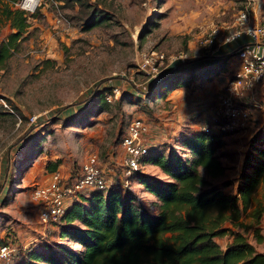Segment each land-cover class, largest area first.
Returning a JSON list of instances; mask_svg holds the SVG:
<instances>
[{"label": "rangeland", "instance_id": "rangeland-1", "mask_svg": "<svg viewBox=\"0 0 264 264\" xmlns=\"http://www.w3.org/2000/svg\"><path fill=\"white\" fill-rule=\"evenodd\" d=\"M55 1L57 8L49 2L36 12V19L30 18L27 39L7 67L0 70V105L10 113L0 118V246L18 247L17 256L46 241L74 248L73 243L58 238V231H52L56 225L44 229L38 222V208L31 193L53 173L48 168L51 165L73 183L81 176L89 156L96 154L101 168L111 178L109 188L120 176L118 183L123 190L135 194L149 211L157 212L156 199L141 188L137 178L121 173V142L131 121L142 118L147 126H158L153 138L162 142L166 138L161 135L166 134L163 122L173 113L169 96H144L149 82L139 67L140 55L161 51L166 55L165 65L182 55L186 63H195L210 56L202 42L212 29L219 30L218 44L238 29L236 18L241 11L247 10L253 17L254 7H264V0H89L108 12L111 21L85 30V8L79 3ZM1 10L2 4L0 41L11 32ZM59 14L67 21L57 23ZM238 61L233 60V72L239 68ZM227 63L222 67L210 65L217 73L213 76L228 70ZM187 67L188 72L182 76L184 84L177 89L197 79L206 83L200 73L206 66ZM112 88L120 90L118 97L112 102L103 100L100 92ZM260 106H249L251 126L227 136V146L219 152L226 174L215 181L219 186L231 182L224 188L228 193L235 192L253 136L260 132L264 140V121L254 118ZM260 113L264 114V107ZM170 144L184 156L189 155L178 139ZM138 172L159 175V169L146 163ZM262 191L258 188L254 196L263 199ZM255 205L251 204L241 218L247 225L251 224L249 212ZM261 231L264 234V215ZM248 233L253 239L254 231ZM29 237L32 238L24 240ZM259 247L264 250V242ZM16 262L17 258L13 264Z\"/></svg>", "mask_w": 264, "mask_h": 264}, {"label": "trees", "instance_id": "trees-1", "mask_svg": "<svg viewBox=\"0 0 264 264\" xmlns=\"http://www.w3.org/2000/svg\"><path fill=\"white\" fill-rule=\"evenodd\" d=\"M19 1L0 0L2 19L11 29L0 41V70L7 67L27 39L30 18L38 17V13L28 14L17 7ZM64 1L68 5L79 3L88 11L82 23L85 30L111 21L108 12L89 0ZM224 62L215 59L206 65L200 72L201 79L211 80L217 73L209 66L217 63L222 67ZM187 64L184 60L168 66L158 79L149 82L144 96L166 99L183 86ZM157 89L159 92H155ZM106 93L100 92L105 101ZM4 110L0 105V118L9 116ZM227 135L198 131L182 137L178 142L188 150V156L171 144L152 148L149 143L144 164L157 166L166 180L142 172L134 177L157 199V212L149 211L135 194L123 190L118 183L121 178L116 176L111 188L87 189L75 195L56 224L58 238L79 245V249L46 241L19 255L15 264H264V252L258 251L248 233L252 229V241L264 242V140L260 132L253 136L235 192L228 193L224 188L231 182L219 186L215 181L226 174L219 152L227 146ZM48 168L56 171L55 165ZM121 170L124 173V167ZM258 188L263 190V199L254 196ZM253 203L251 224L247 225L241 218ZM225 236L231 241L222 248L217 239Z\"/></svg>", "mask_w": 264, "mask_h": 264}, {"label": "built area", "instance_id": "built-area-1", "mask_svg": "<svg viewBox=\"0 0 264 264\" xmlns=\"http://www.w3.org/2000/svg\"><path fill=\"white\" fill-rule=\"evenodd\" d=\"M49 2L57 8L58 4L55 0H20L17 6L29 14H35ZM60 14L56 22L67 21ZM236 24L238 29L224 41L231 42L243 33L248 34L251 41L235 51L239 68L233 72L223 90L218 94L217 104L210 116V124L202 126V132L238 133L248 130L251 126L252 111L244 99L252 94L258 84L264 83L262 47L264 17H252L247 10H243L238 14ZM218 33V29H212L202 42L209 54H213L218 48L219 43H216ZM174 59L176 60L173 58L165 65L166 55L161 51L143 52L140 55L139 67L150 82L158 79L160 74L174 63ZM177 59L176 61H184L186 56L182 55ZM119 93V89L112 88L105 94L106 101L112 102ZM35 120L36 117L32 119V121ZM148 133L149 126L141 118L134 119L129 124L121 142L124 151L122 166L126 177H132L144 164L143 160L150 152ZM110 183L111 178H108L101 168L96 154L89 156L83 164L81 177L74 180L72 184L67 183L59 171L53 172L43 183L37 184L31 193L38 208V222L44 229L56 225L64 216L68 205L73 202L75 195L87 189L105 190ZM18 249L8 244L0 246V264H13L16 258L18 259Z\"/></svg>", "mask_w": 264, "mask_h": 264}, {"label": "crops", "instance_id": "crops-1", "mask_svg": "<svg viewBox=\"0 0 264 264\" xmlns=\"http://www.w3.org/2000/svg\"><path fill=\"white\" fill-rule=\"evenodd\" d=\"M253 9L254 10L252 13L255 17H264V7L262 8L258 6V8L254 7ZM250 41V36L246 33L236 37L231 42L221 40V42L218 44V48L213 54H210L209 57L196 60L195 63L194 60L192 62H188V64H191V66L196 68L201 66L204 67L206 66V63H212L215 59H223L225 62H228V70L221 72V75L217 77L214 76L211 80L206 81V83H201L202 81L197 79L196 81H193L191 85L174 90L168 95L169 101H171L173 104V113L167 118V121L163 122L165 126L163 131L166 132V134L162 133L161 135L165 136L166 138L162 140V142L156 136L154 139L153 131H157L159 128L158 126H155L154 128L149 126L148 138L152 148H157V146L160 144H170L171 140L173 139L179 140L184 136L192 135L198 131H201L202 126L210 124V116L217 104V96L223 90L225 84L229 80H225V76L232 73L234 70L235 66H233V60L237 58L235 51L240 46L250 43ZM262 47L264 50V37L262 40ZM194 57L198 58L197 55ZM203 62L205 64H203ZM192 63H194L195 66L192 65ZM244 101L248 102L249 106H255L257 108L261 107L260 105H262V108L255 110L254 118L259 121H264V114L262 115L260 113L261 109L264 107V83L258 84L252 94L247 96ZM227 136H233V133H229ZM227 136H225V138ZM152 167L159 169L157 166L152 165ZM160 171L161 170L159 169L158 177L160 176V178L162 177L161 179L166 180V176L162 175V171ZM141 188L144 189L143 186ZM151 196L154 197L153 195ZM52 229V231H58L57 227H53ZM30 238L32 237L25 238L24 240H28ZM230 241L231 237L229 236L217 239V242L222 246V248H226ZM251 242L256 245L258 251L264 252V250L259 247L261 244H257L255 241H252V239ZM74 248L79 249V245L74 244Z\"/></svg>", "mask_w": 264, "mask_h": 264}]
</instances>
